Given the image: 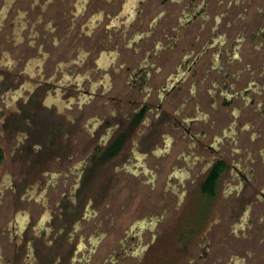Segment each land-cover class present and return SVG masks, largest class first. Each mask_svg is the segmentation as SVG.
Instances as JSON below:
<instances>
[{
    "label": "flooded vegetation",
    "instance_id": "obj_1",
    "mask_svg": "<svg viewBox=\"0 0 264 264\" xmlns=\"http://www.w3.org/2000/svg\"><path fill=\"white\" fill-rule=\"evenodd\" d=\"M252 5L264 14L255 0H0V205L12 212L0 264H92L110 232L83 236L78 188L156 190L165 168L171 230L191 197L209 203L197 241L182 226L168 264H264V26L249 25ZM61 181L70 192L56 196ZM153 206L123 231V259L101 264H128L147 231L154 243L167 229L169 207Z\"/></svg>",
    "mask_w": 264,
    "mask_h": 264
},
{
    "label": "rangeland",
    "instance_id": "obj_2",
    "mask_svg": "<svg viewBox=\"0 0 264 264\" xmlns=\"http://www.w3.org/2000/svg\"><path fill=\"white\" fill-rule=\"evenodd\" d=\"M264 0H255V4L257 3H263ZM225 5H220L219 10H225ZM179 12V9L175 12L177 14ZM177 15L174 16V24L177 23ZM202 19H199L194 27L193 30L198 31L199 24ZM247 21L249 22V25H251L253 28L255 27H261L264 26V14L256 9V6L252 5L251 10L249 11ZM211 24V22H210ZM257 25V26H256ZM8 31L11 32V29L8 27ZM256 33V31H255ZM256 35H259L256 34ZM258 39L253 38V41H248L246 44H244L242 48L241 55L244 57V60L247 61L248 57H252L256 54V50L252 49L255 43H257ZM183 42L181 41L179 46H181ZM251 51V52H250ZM257 55V54H256ZM262 59V53L260 54V58ZM178 60L177 55L175 54L174 57V63ZM244 65V64H243ZM212 75H216V72H214ZM179 102V101H178ZM176 103V102H174ZM2 103H0L1 105ZM3 118L0 119V123ZM3 126L5 128L8 126L7 122H4ZM75 135H80L79 137H74L73 135L71 137V142L73 145V151L76 149L75 147L80 144L83 141L81 137V133ZM83 136V135H82ZM72 145V144H71ZM95 145V144H94ZM7 149H9V146H6ZM89 150H92V146L88 147ZM181 150L180 144L177 145V148L173 150V153L170 154V156L166 159V166L170 165V162L174 160V156L177 155ZM7 160L6 165L11 168L9 165L12 164L11 157L9 158V154H7ZM80 155L78 154L76 157H74V161H78ZM123 157L121 156L120 161L122 162ZM164 159H159V162H164ZM8 161V162H7ZM66 165V164H65ZM64 165V166H65ZM94 166V165H91ZM66 167L63 166H53L52 169L55 171H62L63 173L66 171ZM6 169V167H5ZM7 170V169H6ZM8 171V170H7ZM9 173V172H8ZM167 170L166 168L161 173L160 180L158 182V186L156 190H151L150 185H142L141 187L133 186L125 184L126 180L122 179L119 183H116V185L108 186V191L103 187V190H100V186H84L79 187L78 193H79V200L83 199L78 202V204H81V208H79L77 211V221L80 225L86 226V229H84V235L90 236L92 233L93 235H99L98 233L100 231L105 232L109 231L110 233L102 240V243L98 245L97 251L91 255L92 258V264H101L102 259H108L109 260L115 255L116 258L123 259V251L121 252V246L119 245L120 239L125 237L123 231L126 230L129 225H131L132 221H134L136 218H144L148 217V220L150 216L154 213V206L153 204L157 203V212L158 214H162L164 207H169V211H167L163 222L167 223L168 227L166 230L163 231L162 234H158L157 240L152 243L150 242V234L147 231L143 235V242L141 245V248L146 247L147 248L143 250L142 255L140 257H129L126 256L125 261L128 264H168V254H171L172 256L176 254L177 247L180 245L181 237L180 234H177V231L181 229L182 226H184L183 231L187 232L190 236V244L197 241L199 231L197 230L198 227L202 225L203 218L205 217L204 212H207L206 209H208V202H206V205L202 207L200 204V201H198V197L195 198V196L191 197L189 201L187 202V205L184 207V211L182 215L180 216L179 221L175 224V229L171 230L173 222L176 220V212L175 210H172V206L174 207L175 201H172V196L169 195L168 197L166 194L165 196L160 197L158 196L160 191L163 190L165 178L167 177ZM75 174L68 176V178H73V183L75 179ZM130 175H127L126 178H128ZM72 181V180H70ZM42 188V185L39 186ZM4 188L0 184V189ZM6 190V189H5ZM70 190V185H63L62 181L59 182V185H56L54 188V192L56 196H61L63 193ZM70 192V191H69ZM69 192H67L69 194ZM150 195H149V193ZM53 193V192H52ZM109 193V194H108ZM90 195L89 197L84 195ZM108 194V195H107ZM135 194V195H134ZM53 195V194H52ZM84 196V197H83ZM83 197V198H82ZM170 197V198H169ZM90 198L92 199V202L89 203ZM174 198V197H173ZM170 199V201H169ZM175 200V198H174ZM83 201V202H82ZM89 204V205H88ZM7 203L1 207L0 205V228L4 223L9 224L10 219L12 218V212H7L6 209L8 207L6 206ZM6 206V207H5ZM151 209H153V212L151 213ZM113 217L114 223L113 225L109 222H111ZM6 225V224H5ZM170 227V229H169ZM97 232V233H96ZM181 232V230H180ZM82 235L81 230L76 232V235L73 237V244L80 245V243L84 246L86 245L85 249L91 245L88 242L87 238L80 241V236ZM61 238V237H60ZM131 240V239H129ZM135 242V241H133ZM132 240L128 241L126 243V246L128 244L133 243ZM63 243L66 245H69V243L65 242L63 240ZM8 244V242H7ZM171 252H168L169 250ZM128 253V251H125ZM82 253L88 254V250H84L79 255L82 256ZM109 263V262H108ZM123 263V262H121ZM170 263V262H169Z\"/></svg>",
    "mask_w": 264,
    "mask_h": 264
},
{
    "label": "trees",
    "instance_id": "obj_3",
    "mask_svg": "<svg viewBox=\"0 0 264 264\" xmlns=\"http://www.w3.org/2000/svg\"><path fill=\"white\" fill-rule=\"evenodd\" d=\"M216 178H217V176L215 177V179H214L212 185H207V187H206V188H207V189H206V192H207L209 195H213L214 192H215L214 188H215V185H216Z\"/></svg>",
    "mask_w": 264,
    "mask_h": 264
},
{
    "label": "snow or ice",
    "instance_id": "obj_4",
    "mask_svg": "<svg viewBox=\"0 0 264 264\" xmlns=\"http://www.w3.org/2000/svg\"><path fill=\"white\" fill-rule=\"evenodd\" d=\"M10 63V62H9Z\"/></svg>",
    "mask_w": 264,
    "mask_h": 264
}]
</instances>
